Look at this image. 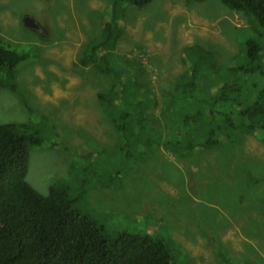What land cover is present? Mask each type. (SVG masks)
Wrapping results in <instances>:
<instances>
[{"label": "rangeland", "instance_id": "374dc122", "mask_svg": "<svg viewBox=\"0 0 264 264\" xmlns=\"http://www.w3.org/2000/svg\"><path fill=\"white\" fill-rule=\"evenodd\" d=\"M110 1L0 0V36L28 56L16 68L17 91L0 86V124L45 130L44 143L30 147L26 181L47 196L79 156L106 150L100 162L107 170L84 186L81 204L110 236L160 234L171 240L178 264H264V117L250 131L242 115L264 104V47L254 69L239 75L252 60L244 39H259L251 19L219 0H154L115 15ZM28 17L37 28L25 25ZM106 22L122 29L114 53L136 65H125L127 73L145 71L139 82L152 95L149 116H157L121 165L113 164L119 134L98 99L112 79L74 66ZM193 45L215 52L220 68L210 69L213 86L200 79L196 98L185 99L178 90L189 75L183 50ZM233 85L236 101L213 104ZM185 111L203 112L195 135L216 130V145L182 151L176 142Z\"/></svg>", "mask_w": 264, "mask_h": 264}, {"label": "trees", "instance_id": "16d2710c", "mask_svg": "<svg viewBox=\"0 0 264 264\" xmlns=\"http://www.w3.org/2000/svg\"><path fill=\"white\" fill-rule=\"evenodd\" d=\"M153 1L111 0L110 7L115 15L129 6L143 8ZM219 1L230 10L249 17L252 23L249 29L259 35V39H244L252 60L247 70H236L241 71L239 75L245 76L254 69L264 47V0ZM121 30L117 24L106 22L101 38L85 45L74 65L78 69L91 66L96 73L112 79V86L105 93H99L98 99L119 134L115 152L121 156L115 157L113 163L117 165L131 157L130 147L144 141L140 139L142 132L153 127L154 118L157 119V116L150 117L148 114L152 95L147 86L139 82L145 71L137 68L130 76L124 66L136 65L126 57L123 60L125 64H122L120 57L114 53ZM10 45L0 36V86L15 93L18 89L16 68L28 56L11 49ZM183 53L188 62L189 75L180 77L178 90L183 98L194 99L200 79L213 86L210 69L218 72L220 65L215 52L199 45L188 46ZM130 77L134 81L132 87L129 86ZM140 90L146 95L143 99ZM234 91L237 92L236 85L232 86V92L223 87L215 95L213 104L225 99L236 101L232 96ZM242 115L251 120L248 130L261 128L256 121L264 117V104L256 103ZM203 118V112H183L180 121L182 135L176 142L183 145L182 151L193 150L201 142L205 148L217 144L216 130L195 135L194 130ZM35 126L0 124V264H178L169 238L160 234L127 231L110 236L104 225L85 214L81 204L83 188L89 186L92 179L98 180L101 172L107 170L100 162L106 150L96 149L86 157L79 156L81 160H75L71 165L70 177L56 181L47 196L29 185L26 177L30 147L41 146L45 141V130ZM85 159L87 163L82 161ZM71 176L75 180L73 183ZM100 185L104 186L103 183L96 186ZM220 259L227 261L224 253L220 254Z\"/></svg>", "mask_w": 264, "mask_h": 264}, {"label": "water", "instance_id": "95a60500", "mask_svg": "<svg viewBox=\"0 0 264 264\" xmlns=\"http://www.w3.org/2000/svg\"><path fill=\"white\" fill-rule=\"evenodd\" d=\"M24 23H25V25L27 26V27H29V28H37V26L35 25V22H34V20L33 19H31V18H26L25 19V21H24Z\"/></svg>", "mask_w": 264, "mask_h": 264}]
</instances>
